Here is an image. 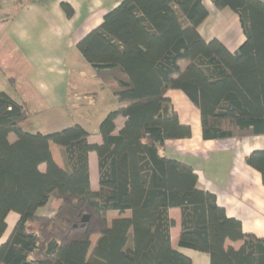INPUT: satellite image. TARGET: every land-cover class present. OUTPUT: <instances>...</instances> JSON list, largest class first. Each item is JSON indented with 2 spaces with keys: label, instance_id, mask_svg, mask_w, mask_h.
<instances>
[{
  "label": "trees",
  "instance_id": "16d2710c",
  "mask_svg": "<svg viewBox=\"0 0 264 264\" xmlns=\"http://www.w3.org/2000/svg\"><path fill=\"white\" fill-rule=\"evenodd\" d=\"M213 4L239 17L245 41L235 52L200 34L210 15L204 0H120L77 44L120 105L100 125L101 144L80 125L49 134L22 129L26 103L0 90V237L8 215L20 216L0 246V264H192L172 247L174 208L182 215L181 248L208 254L211 264H264V239L245 233L213 193L198 188L192 166L161 152L167 141L192 136L167 98L170 90L199 109L204 140L264 137V1ZM52 144L61 148L64 168ZM91 153L98 158L97 191ZM246 161L264 184V149ZM52 200L55 215H39ZM111 212L131 217L110 223ZM227 241L242 246L227 248Z\"/></svg>",
  "mask_w": 264,
  "mask_h": 264
},
{
  "label": "crops",
  "instance_id": "0c3cea01",
  "mask_svg": "<svg viewBox=\"0 0 264 264\" xmlns=\"http://www.w3.org/2000/svg\"><path fill=\"white\" fill-rule=\"evenodd\" d=\"M120 0H13L0 2V90L16 102L26 103L30 117L25 123L33 124L32 133L49 134L75 125L89 134V141L101 144L99 128L106 116L120 108L117 98L96 79L94 70L77 48L90 32L103 24L104 16L118 6ZM74 14L68 16L62 4ZM209 10L208 19L199 27L202 37L219 39L226 48L235 52L245 41L239 17L230 9L218 10L213 0H204ZM237 33L230 37L229 25ZM11 53L25 67L24 72L11 74ZM10 79H15L14 83ZM182 124L192 128L187 139L167 141L163 155L189 164L198 175V188L213 193L230 218L241 221L244 232L264 239V184L260 173L247 164V157L264 149V137L244 140L203 139L199 109L181 91L167 93ZM125 119H117L120 130ZM54 160L64 168L61 148L51 145ZM92 189H99L98 158L90 154ZM97 186V187H96ZM50 204V203H49ZM49 204L38 211L45 217L55 215ZM49 208V209H48ZM175 221L171 230L172 247L192 260V264H211L206 253L181 248L182 215L178 208L171 209ZM131 217L130 212L108 214V220ZM20 216L11 212L7 230L0 237V246L11 236ZM99 235L91 239V250ZM242 242H226V247L239 249Z\"/></svg>",
  "mask_w": 264,
  "mask_h": 264
},
{
  "label": "rangeland",
  "instance_id": "374dc122",
  "mask_svg": "<svg viewBox=\"0 0 264 264\" xmlns=\"http://www.w3.org/2000/svg\"><path fill=\"white\" fill-rule=\"evenodd\" d=\"M263 1H264V0H263ZM228 29H230V30L228 31V34H229L230 37L234 36V35L237 33L236 31L233 30V29H235V28L233 27V24L229 25ZM7 54L10 56V58H11V62H10V65L6 68V70H9V72H11V74H14V73L17 74V73H19V72H24L25 67L21 64V62H20L18 59H14V57H13V55H12L11 53H7ZM32 125H33V124H31L30 122H29V123H24V124L22 125V129H24V130L30 132V131H32V128H33ZM14 139H15V137L12 138L11 140L13 141ZM41 169L44 170L45 167L42 166ZM96 187H97V186H96ZM57 206H58V203H57L55 200H52V201L50 202V204H49L48 207H49L50 209H56ZM49 208H48V209H49Z\"/></svg>",
  "mask_w": 264,
  "mask_h": 264
},
{
  "label": "built area",
  "instance_id": "2783aa9c",
  "mask_svg": "<svg viewBox=\"0 0 264 264\" xmlns=\"http://www.w3.org/2000/svg\"><path fill=\"white\" fill-rule=\"evenodd\" d=\"M11 1H13V0H0V2L4 3V4H7V3L11 2Z\"/></svg>",
  "mask_w": 264,
  "mask_h": 264
},
{
  "label": "water",
  "instance_id": "95a60500",
  "mask_svg": "<svg viewBox=\"0 0 264 264\" xmlns=\"http://www.w3.org/2000/svg\"><path fill=\"white\" fill-rule=\"evenodd\" d=\"M87 218H85V220H86Z\"/></svg>",
  "mask_w": 264,
  "mask_h": 264
}]
</instances>
